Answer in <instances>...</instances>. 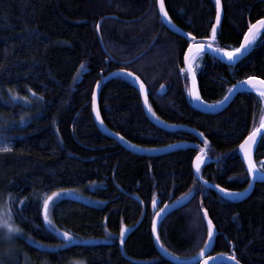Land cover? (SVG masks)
I'll return each mask as SVG.
<instances>
[{
	"label": "trees",
	"instance_id": "16d2710c",
	"mask_svg": "<svg viewBox=\"0 0 264 264\" xmlns=\"http://www.w3.org/2000/svg\"><path fill=\"white\" fill-rule=\"evenodd\" d=\"M220 1L223 16L214 39L212 0L164 5L170 22L193 39L232 50L250 23L264 19V0ZM188 45L163 27L155 0H0V148L12 149L0 152V221L22 229L11 238L0 229V264H170L155 250L152 219L159 209L189 199L157 228L167 254L188 260L201 252L206 210L217 231L211 255L230 256L232 249L240 264H264V182L241 202L225 200L200 185L192 171L203 152L210 163L200 168L201 179L229 192L248 189L237 149L264 122V105L242 92L217 113L194 110L181 72ZM197 64L200 96L216 104L236 83L264 80V32L235 66L208 55ZM118 70L144 83L155 118L192 128L204 140L155 127L128 79L100 83ZM98 82L99 116L109 131L146 149L180 142L199 147L153 158L127 153L94 125L91 95ZM253 162L264 175V138ZM61 189H83L97 204L56 200L48 228L43 199ZM64 232L91 242L44 249L61 243Z\"/></svg>",
	"mask_w": 264,
	"mask_h": 264
},
{
	"label": "water",
	"instance_id": "95a60500",
	"mask_svg": "<svg viewBox=\"0 0 264 264\" xmlns=\"http://www.w3.org/2000/svg\"><path fill=\"white\" fill-rule=\"evenodd\" d=\"M214 2L215 5V18H214V23L213 25H216V30L219 27L221 20H222V16H223V7H222V3L220 1V20L219 23H217L216 20V13H217V9H216V0H212ZM156 3V12L158 15V18L161 22V24L163 25V27L170 33L186 40L187 42H189V45L193 46V50L191 53H189V45L183 55V59H182V67L184 69V74L187 76V81H188V90H189V98H190V103L191 106L198 112H202L205 114L208 113H217L219 111H221L222 109L226 108L231 101L236 97V95L242 93V92H248L247 89L251 88L250 85L248 84H243L241 85L240 82L235 84V87L231 88V91H229L227 93V95L225 97H228V99L222 100L220 106L218 108L212 109L213 106H218L219 104H215L212 107H209L206 105V103L202 100L200 93H199V89H198V85H197V80L195 77V84H193V76H195V73L193 71V68L190 67V59L192 55H198V57L203 56V55H208L211 56L212 58L218 60L221 63L227 64L229 66H235L238 62H240L242 59H244L249 50L251 49L252 45H248L245 49L241 50V54H238L235 59L233 60H228L227 57H224L221 52H217L215 51L214 47H209V43L208 41H204V40H195L193 39L190 35H188L187 33L181 31L180 29H178L177 27H175L169 20L168 16L165 17L163 15V13L160 11L159 8V2L158 0H155ZM166 11V10H165ZM212 25V26H213ZM248 32V30H247ZM246 32V33H247ZM264 32V29H260L258 32V38L261 36V34ZM96 33L99 36V24L96 28ZM211 37H212V28H211ZM244 37L241 40V43H243ZM240 43V44H241ZM202 46V50L200 52H196V48L197 47H201ZM240 46V45H239ZM238 46V47H239ZM185 54H188L190 56V59L187 63H185L184 57ZM189 69H191V71H189ZM128 73H131L129 71H115L112 73H109L108 75H106L105 77H103L101 79L102 84L117 78V77H123L128 79L132 85L134 86L135 90L137 91L140 99H141V105H142V109L143 112L146 116V118L149 120V122H151L155 127H157L158 129H161L163 131H184L190 135H192L193 137H195L199 142H202L204 140L203 136L200 135L199 132H197L196 130L186 127V126H181V125H172V124H168L166 122L160 121L159 119L155 118L151 112L149 111L148 108V104L146 103L147 100V91L145 88V85L143 84V82L140 80V78L138 76H136L135 74L132 73V75H128ZM137 77L139 79H137ZM256 79V78H255ZM247 80V79H246ZM259 80V79H257ZM245 81V80H244ZM100 83H96L93 91H92V95H91V115H92V120L97 128V130L103 134L104 136L113 139L118 145H120L123 149H125L127 152L139 156V157H147V158H153V157H159V156H163V155H167L169 153H173V152H177V151H185V150H192L195 148H198V145L195 143H191V142H180V143H176L173 145H169L163 148H158V149H146V148H142V147H138L135 146L133 144L128 143L127 141H125L124 139H121L119 135L109 132L102 124L101 120H100V116L99 119H97V112L99 113V107H98V94H99V88H100ZM141 83L144 85V90L141 91L140 89V85ZM194 88L195 92L199 94L200 99L197 100L194 98L193 95L190 94V90H192ZM93 93H95V105H93ZM159 93V91H158ZM262 125H264V122L261 124L260 127H258L255 131L256 136L254 139V142L250 145L249 151H250V155L252 157V161H253V153L255 150V146L257 145V143L260 141V139L262 138V134H264V127H262ZM251 132V133H253ZM249 137V135L241 142L244 143V141ZM240 144V145H241ZM239 145V146H240ZM238 146L237 149V155L239 157V159L241 160L245 171L248 174V177L250 179L251 182V187H248L247 191H243V192H231V193H235L234 195H226L225 193L220 191V188L215 187L209 183H207L205 180L201 179L197 170H196V158L199 156L201 157L202 155H204V153H199L193 160L192 163V171H193V175L194 178L196 179V181L202 185L205 189L215 193L216 195H218L220 198L225 199V200H244L246 199L252 192L253 187L256 183L258 182H264V175L258 173L257 171L253 174V175H249L248 173V162L245 160V156H244V152L240 149V147ZM210 161H205L202 158V162L200 163V168L206 164H209ZM254 163V162H253ZM255 165V164H254ZM190 200V199H189ZM185 202H179V203H173L170 205H167L161 209H164L163 212H161L159 209L158 211H156L154 213L153 219H152V223H151V238H152V242L153 245L155 247V250L157 252V254L164 259L166 262L170 263V264H204V261H207V264H235L234 260H230L228 259L227 255L221 257L218 256L217 254L211 255V252L214 248L215 245V240L217 237V231L215 229V227L213 226V233H214V238L209 241L208 237H207V247L203 248V256L200 255V253L198 255H196L195 257L188 259V260H181V259H176L174 257H172L171 255L167 254L161 247L159 241H157V228L160 224L161 221H163L164 219H166L169 215H171L172 213L176 212L177 210L181 209L183 206H185L188 201ZM204 212L203 211L201 213L202 219L208 229V216L207 218L204 217ZM157 213H159V215H157ZM156 222V232H153V222ZM233 255L232 253V249L230 251V256Z\"/></svg>",
	"mask_w": 264,
	"mask_h": 264
},
{
	"label": "snow or ice",
	"instance_id": "6c2138e0",
	"mask_svg": "<svg viewBox=\"0 0 264 264\" xmlns=\"http://www.w3.org/2000/svg\"><path fill=\"white\" fill-rule=\"evenodd\" d=\"M159 2V8L160 11L163 13V15L165 17L168 16V13L165 11V5H164V0H158ZM216 9H217V13H216V20L217 23H219L220 20V0H216ZM260 29H264V19L261 20H257L255 23H250L249 27H248V32L244 34V40L243 43L240 44L239 47L234 48L231 51H225L224 49H220L217 48L215 49V51L217 52H221L223 53L224 56H226L228 58V60H233L235 59V57L238 54H241V50L245 49L248 45H250L254 40H256L258 32ZM216 36V25L212 26V38L214 39ZM209 47H211V45H209ZM193 50V46L189 45V53H191ZM202 50V46L201 47H197L196 48V52H200ZM190 59V56L188 54H185L184 60L185 63H187ZM81 67H83V65H81ZM184 69H181V72H183ZM189 71H191V69H189ZM128 75H132V73H128ZM137 79H139L137 77ZM241 85L243 84H248L251 86V88L255 89L258 93L259 96L261 98H264V80H257L255 78H248L245 81L240 82ZM193 84H195V76H193ZM163 87V85L161 86ZM235 87V85L233 86ZM140 89L141 91L144 90V85L141 83L140 85ZM231 91V89L229 90ZM190 94L194 96L195 99L199 100L200 96L198 93L195 92L194 88L192 90H190ZM25 99H27V97H25ZM228 99V97H225V100ZM95 93H93V105H95ZM222 101H217V103H221ZM147 103V100H146ZM149 111H152V109L149 107ZM153 115H155V113L153 112ZM158 118V117H157ZM97 119H99V113L97 112ZM102 122V121H101ZM262 127H264V125H262ZM117 135H119V133H117ZM201 136H203V133H200ZM256 133H250L249 137L244 141V143H242L239 147L240 149L244 152V156H245V160L248 162V173L249 175H253L258 169H256L253 161H252V157L250 155V145L254 142ZM121 139H123V137H120ZM262 138H264V134H262ZM205 146H207L208 142L207 140L204 141ZM12 149L9 148L7 145H5L4 147L0 148V152H11ZM201 151H203V149H201ZM202 162V157H197L196 158V170L197 172L200 171V163ZM259 171L264 172V168L259 169ZM264 178V177H262ZM217 187L219 188V185H217ZM249 187H251V182H249ZM64 191H68L67 189H61L60 192H64ZM220 191L225 193L226 195H234L235 193H231L228 191V189L226 188H220ZM245 191H247V189H245ZM60 192H53L50 196H47L46 198L43 199V209H44V219L47 223L51 224V220L49 219L48 216V211H49V202L53 201L54 197H58L60 195ZM54 202V201H53ZM161 212L164 211V209L160 210ZM157 215H159V213H157ZM208 213L205 210L204 212V217L207 218ZM0 229H4L6 231H4V236L5 238H11L14 234L16 233H20L22 232V229H20L18 226H15L14 224L8 222L7 220H2L0 221ZM153 232H156V222H153ZM125 233V229L124 227L121 228V232L120 235L121 237H123ZM207 235H208V240L211 241L214 238V233H213V224L212 221L209 219L208 220V229H207ZM63 236L65 237V239H71V237L69 236L68 232H64ZM157 241H159V236H157ZM208 244L207 242L205 243V247H207ZM161 247H163V245H161ZM166 250V249H165ZM203 249L201 250L200 255L203 256ZM218 256H225L224 253H218ZM230 260H234L235 264H240V261L238 259H236L235 255H231L229 257H227ZM204 264H207V261H204Z\"/></svg>",
	"mask_w": 264,
	"mask_h": 264
},
{
	"label": "rangeland",
	"instance_id": "374dc122",
	"mask_svg": "<svg viewBox=\"0 0 264 264\" xmlns=\"http://www.w3.org/2000/svg\"><path fill=\"white\" fill-rule=\"evenodd\" d=\"M197 60H198V57H197ZM196 60V62H197ZM196 64V63H195ZM198 67V64L197 65H194V70L197 69ZM263 102V101H262ZM264 105V104H263ZM94 187V185H87L84 187V189H89V190H92ZM83 189H76V190H68V191H64V192H60V191H56V192H60V195L58 197H54L53 198V201L55 202L56 200H61V199H70V200H74V201H78V202H81V203H84V204H88V205H95L97 204L96 202H92L91 200H89L85 194L83 193L82 191ZM186 197H182L180 199V201H183ZM53 201H50L49 202V211H50V207L53 203ZM49 211H48V216H49V219H50V215H49ZM42 217H43V222L44 224L48 227V228H52V225L47 223L44 219V209H42ZM62 236V235H61ZM62 242L55 245V246H43L41 245V248L44 247V249H49V250H58V249H61V248H64V247H67V246H70V245H74V244H87L91 241L89 240H84V239H79V238H75V237H71V239H65L64 236H62ZM36 246H39L38 244H36ZM71 264H81V263H71Z\"/></svg>",
	"mask_w": 264,
	"mask_h": 264
},
{
	"label": "bare ground",
	"instance_id": "6f19581e",
	"mask_svg": "<svg viewBox=\"0 0 264 264\" xmlns=\"http://www.w3.org/2000/svg\"><path fill=\"white\" fill-rule=\"evenodd\" d=\"M258 39V35H257V38H256V40ZM256 40H254L250 45H252L253 43H255V41ZM226 51H230V50H226ZM222 55H223V53H221ZM224 56V55H223ZM197 57H198V55H192L191 56V59H190V67L191 68H194V65H195V63H196V60H197ZM224 57H226V56H224ZM119 71V70H118ZM144 84V83H143ZM248 90V92L247 93H252V94H254L255 96H257L261 101H263L262 103L264 104V98H261L260 96H259V93L255 90V89H253V88H249V89H247ZM160 92V91H159ZM189 92V91H188ZM189 101H190V98H189ZM147 104H148V101H147ZM191 104V103H190ZM206 105L207 106H209V107H212L213 105H208L207 103H206ZM149 108V107H148ZM215 108H218V106H213L212 107V109H215ZM195 110V109H194ZM200 113H202V112H200ZM92 116V115H91ZM95 125V124H94ZM104 126V125H103ZM187 127V126H186ZM108 130V129H107ZM109 131V130H108ZM109 132H111V131H109ZM112 133H114V132H112ZM116 134V133H115ZM121 137V136H120ZM109 139H111V138H109ZM113 140V139H112ZM126 141V140H125ZM128 142V141H127ZM128 143H130V142H128ZM131 144V143H130ZM120 146V145H119ZM136 146V145H135ZM122 148V147H121ZM125 150V149H124ZM128 153V152H127ZM241 202V201H240ZM202 213V212H201ZM173 257V256H172ZM175 258V257H174ZM176 259H178V258H176ZM191 259V258H190ZM164 260V259H163ZM165 261V260H164Z\"/></svg>",
	"mask_w": 264,
	"mask_h": 264
}]
</instances>
